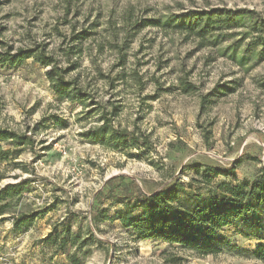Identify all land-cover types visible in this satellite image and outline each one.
<instances>
[{"label": "rangeland", "instance_id": "rangeland-1", "mask_svg": "<svg viewBox=\"0 0 264 264\" xmlns=\"http://www.w3.org/2000/svg\"><path fill=\"white\" fill-rule=\"evenodd\" d=\"M263 39L264 0H0V52L78 63L67 78L78 76L90 97L86 106L60 97L51 67L33 57L0 63V131L15 134L0 141V189L23 187L0 218V264H71L47 240L67 224L91 238L81 264H264L253 254L264 236L235 228L223 233L238 250L200 257L138 240L113 218L92 222L112 178L150 194L187 182L195 164L235 165L240 179L264 168ZM103 113L126 142L88 136ZM122 206L106 199L101 208L113 217Z\"/></svg>", "mask_w": 264, "mask_h": 264}, {"label": "trees", "instance_id": "trees-1", "mask_svg": "<svg viewBox=\"0 0 264 264\" xmlns=\"http://www.w3.org/2000/svg\"><path fill=\"white\" fill-rule=\"evenodd\" d=\"M204 20L205 25L210 24L211 17H205ZM85 32L80 33L78 38L87 37ZM262 45L264 46V42ZM80 52L81 49L74 52L67 50L64 56L70 60L72 53ZM6 55L7 57L0 52V63L18 64L33 57L43 65L50 66L47 75L57 94L72 103L87 105L90 97L85 90L86 86L81 85L78 76L67 78L70 71L79 67L78 63L63 68L55 57L35 50H20L16 54ZM255 56L263 59L264 47L255 52ZM247 58L241 57L239 62L242 63ZM135 76L138 77V74ZM116 110L114 107V111ZM101 118L103 124L97 129V133L87 131L90 138H110L116 143L126 142L127 137L111 127L110 117L103 113ZM9 135L15 136L14 133L0 131V141ZM131 142L137 143L135 139ZM0 158H4L3 153ZM236 168L235 165L222 167L195 164L188 168L193 170L194 175L187 182L176 178L150 194L141 190L138 183L130 177L112 178L99 193V200L94 203L92 222L98 227L100 221L113 218L119 220L124 228L131 229L138 240L160 239L171 246L190 250L200 257L216 255L225 249L238 250L224 235L227 228H235L245 236L263 240L264 168L258 170L253 178L242 179L238 177ZM22 191L20 184H9L0 189V218L11 208L10 200ZM106 199L123 201V206L115 210L113 217L108 216V208H101ZM134 208L143 211L139 217L133 215ZM17 220L22 225H27L30 218L22 214ZM47 240L54 246L56 254H66L71 264H81L86 257L84 247L90 244L91 238L80 239L67 224L63 230L59 226L55 227L48 234ZM70 247L74 250L69 251ZM253 254L264 259V243H259Z\"/></svg>", "mask_w": 264, "mask_h": 264}]
</instances>
